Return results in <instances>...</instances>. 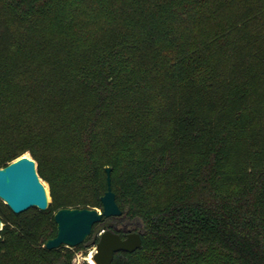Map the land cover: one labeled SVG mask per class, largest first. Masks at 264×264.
<instances>
[{
    "label": "trees",
    "instance_id": "1",
    "mask_svg": "<svg viewBox=\"0 0 264 264\" xmlns=\"http://www.w3.org/2000/svg\"><path fill=\"white\" fill-rule=\"evenodd\" d=\"M27 153L51 201L0 200V264H73L53 215L106 168L91 235L142 239L111 264H264V0H0V168Z\"/></svg>",
    "mask_w": 264,
    "mask_h": 264
},
{
    "label": "water",
    "instance_id": "2",
    "mask_svg": "<svg viewBox=\"0 0 264 264\" xmlns=\"http://www.w3.org/2000/svg\"><path fill=\"white\" fill-rule=\"evenodd\" d=\"M110 171L111 168H106L107 189L100 198L102 207L58 209L53 215L56 235L46 240L45 248L76 247L89 238L93 226L102 218L121 215L111 189ZM0 200L15 214L30 208L41 211L48 208L51 201L49 189L39 177L37 164L30 155L24 154L0 168ZM2 227L0 219V231ZM93 243L96 248L94 264H111L115 253L134 252L141 247L142 239L136 231H129L125 237H121L112 229H103L98 235V241Z\"/></svg>",
    "mask_w": 264,
    "mask_h": 264
},
{
    "label": "rangeland",
    "instance_id": "3",
    "mask_svg": "<svg viewBox=\"0 0 264 264\" xmlns=\"http://www.w3.org/2000/svg\"><path fill=\"white\" fill-rule=\"evenodd\" d=\"M27 155H29L27 153ZM45 183V186L48 187L47 183ZM3 225V224H2ZM99 233L96 235L98 237ZM96 236L90 235L89 238L82 243V248L80 250L75 251L74 258H73V264H90L89 259L92 258L95 254L96 248L94 245V241Z\"/></svg>",
    "mask_w": 264,
    "mask_h": 264
},
{
    "label": "bare ground",
    "instance_id": "4",
    "mask_svg": "<svg viewBox=\"0 0 264 264\" xmlns=\"http://www.w3.org/2000/svg\"><path fill=\"white\" fill-rule=\"evenodd\" d=\"M89 263H90V264H94V261H93L92 258L89 259Z\"/></svg>",
    "mask_w": 264,
    "mask_h": 264
},
{
    "label": "flooded vegetation",
    "instance_id": "5",
    "mask_svg": "<svg viewBox=\"0 0 264 264\" xmlns=\"http://www.w3.org/2000/svg\"><path fill=\"white\" fill-rule=\"evenodd\" d=\"M2 201V200H1ZM3 202V201H2ZM130 230L128 229V230H126L125 231V233H124V237H125V235L127 234V232H129Z\"/></svg>",
    "mask_w": 264,
    "mask_h": 264
},
{
    "label": "built area",
    "instance_id": "6",
    "mask_svg": "<svg viewBox=\"0 0 264 264\" xmlns=\"http://www.w3.org/2000/svg\"><path fill=\"white\" fill-rule=\"evenodd\" d=\"M100 233V232H99Z\"/></svg>",
    "mask_w": 264,
    "mask_h": 264
}]
</instances>
